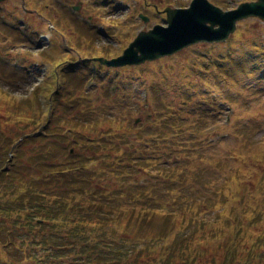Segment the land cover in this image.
<instances>
[{
    "label": "rangeland",
    "instance_id": "374dc122",
    "mask_svg": "<svg viewBox=\"0 0 264 264\" xmlns=\"http://www.w3.org/2000/svg\"><path fill=\"white\" fill-rule=\"evenodd\" d=\"M22 1L23 0H11L7 4V6H9L7 7L8 12H5L3 16H7V19L12 20V18H9L11 14L18 11H23ZM70 1L71 4L82 5L80 10L78 11L79 17H76L77 20L81 21L80 19H82L83 16L91 17V19L96 22L95 24L102 25V27H104V29L106 30V33L110 34V36H113L112 38L109 37V39H107V34L101 35L100 40L95 41L96 43H94L96 46V51L93 52L94 55L100 54L102 52L101 50L104 48L107 52H112V55L117 56L118 54H122L121 49L126 48L136 38L137 34L140 31L149 30L156 24H162V19L156 12V7L159 10L163 11V9L167 7L187 6L191 0H109L110 3H112L114 6V2L119 1L118 7H113L112 9L107 8V5L104 7L101 6L102 4H100L99 2L101 0ZM210 1L214 2L215 4H221L220 6L223 8H230L231 6L234 7L241 2L251 0H233V5H230L228 0ZM49 3L50 0H35L33 3L29 1L25 4L26 9L28 10L38 8L40 9V11H43L46 6L44 14H46L47 17H59L58 19L61 20L62 25H66L67 18H65L64 21V19H62V17H60V15L57 13V10L59 9L58 5L55 6L51 2L53 8L52 10H50V7L48 6ZM132 12H135L134 15ZM138 12L152 17V21H150L148 24H144L140 19H135V15ZM161 14L164 13L162 12ZM96 17H100L102 20H100L99 22ZM77 24L79 23L72 21V27ZM241 25L242 26H240L239 35L236 38L232 37L230 40L231 42H228L227 44H214L213 46L211 44H197L187 49V51L181 53L180 55L168 57L163 61L147 63L138 67L130 66L123 68L122 70H114V68L107 67L103 68V71L107 78L99 81L98 86L97 84L93 86L92 89L88 91L86 98L81 103V105L86 106L87 110H89L88 116L95 120L94 127L92 125H89L88 123H85L83 119L78 118L80 119L79 123L83 128L86 129L88 128V126L90 128H95L90 129L92 130V134L91 132H88V134H90L89 136H92L93 138L91 141H89V146L91 147V150H89V152H97L96 154L89 156L91 157L90 161L98 163L96 166L97 169H95L94 171L95 173H92L93 175L88 176L85 180L88 188V193H86V197L84 198L87 200V202L90 201L89 204H92L94 202L98 203L99 200L107 201L108 198H112L115 201V197H119L122 192H128V196L118 198L120 201L119 203H116L114 201L111 203V207L115 209V212L112 213L113 215H117L125 211H127L128 213L136 211V213H131L128 215H132L133 217H135H132L134 221H136L137 223L140 222V224H142L141 222H143V218H146L148 220V217H145L147 216L146 212L140 211L138 209L132 210L133 207H138L141 205V203L147 202L151 207L169 206V209L171 211H177L180 206L177 205L175 201H171L170 197H179L177 202L182 203L183 196H192L190 193L193 191H188L190 189L189 186L194 185L195 189H198L199 187L196 184L184 180V175H186L188 172H192L196 168L208 170L209 173L214 176L215 185L218 186V188L216 189L217 191L211 189L210 190L217 195L220 190L219 187L224 184V181H229L232 174V171L230 169L221 171L218 168L221 163L226 164L229 168H233L239 163L240 165L245 162L254 163L255 157L258 154L264 155V116L262 117V115H264V82L261 84L263 85V87L260 88L262 90H260L259 94L255 95L253 94V91L250 90V85L256 83L257 80H250L249 78H245L241 71L236 69L232 70L233 68H228L226 70L230 71L232 76H234L237 81V83L233 84L234 87H232L230 85L231 82H227L228 78L222 76L221 74V76L218 77L217 74L215 75L213 73L214 67H211V61L217 62L220 57L222 60H224V57H226L227 60L235 57L238 61V59L242 60L243 54H257V51H255L253 48H250L249 45L244 44L245 41L249 38L253 39V43L264 46V22H261L258 19H250L243 22ZM3 27L5 26L3 25ZM3 27L0 24V32L2 33L3 31V35L5 31H9L10 33L6 34L7 37L18 35L17 31L13 32L12 29L7 27L6 29H4ZM68 27H66L65 29L68 32H71L72 28ZM98 27L100 26L94 28V31H99L100 29H98ZM40 28L47 31L46 26L44 25H42V27ZM1 33L0 46L2 48H0V54H8L11 56L10 63L5 65V67L7 68L6 73L8 77H10V74L14 73L15 71H18L19 74H22L25 69H16L12 64V60L16 57V49L20 46L23 47L22 44L17 43L16 47L13 46V49L7 47V45L5 46L6 38L2 37ZM58 36L59 35L57 34L56 36L54 35L55 38H58ZM60 38H62L61 35ZM241 46H244V50L240 49ZM27 47L35 50V55L31 56V58L22 56L21 60L24 66H28L30 69H34L35 62L42 64L43 67L44 65L48 66V63L43 61L40 50L36 49V45L33 46L27 44ZM63 52L65 54H69L67 56L69 58L67 59H70L74 55L73 50L62 49L59 45L58 49H56L55 57L50 60L51 64L63 58L65 55L63 54ZM89 58L91 59L87 61H81L80 65H77L86 72L84 80H86L89 76L87 75L88 66L93 57L89 56ZM250 63L252 62L249 60V67L252 66ZM70 71H72V69ZM205 71L212 72L214 74V77H216L213 80L216 81L217 84L216 86L213 85L212 87H210V90L207 89V87L209 86L205 84L201 78L202 76L212 78L211 73H206ZM248 74H250V71H248ZM80 75L81 74H75L72 76V78L76 76L80 77ZM11 78L18 80L21 79L22 76H11ZM115 78L120 81L121 87L119 89L120 91H118L117 93H114L113 90L111 91V89H113L114 87L112 86V82ZM125 83H128L130 85L128 89L123 90L122 87H124ZM191 85H195L194 89L199 93H201L202 90V94L199 95V99L205 100L212 105L214 103H217L215 97L218 93L221 94L219 97V101H224L220 99H222L226 95L235 98L238 97L239 93H242V100H247V97L245 95H249L253 99L249 101L248 105L242 107V110L246 112L249 110L252 116L262 117L261 120H258L261 124L253 120L252 122L257 128L248 127L246 130H244L241 126L240 129L238 128L239 125L235 123L237 122L235 121L237 118L234 116V121H232L230 125L224 122L217 126V128L219 127V129L217 130L216 128L217 132L213 136V138L210 137V139H207L206 142H203L204 138L206 137L207 130L205 131V129H202L195 135V138L192 139L194 142H188L186 146V143H184V139L188 135V129L186 127H190L187 126L186 123L191 122L193 119L192 117L189 118L188 115L179 114L183 113V111L186 112V110H183V108L189 109V107H194V101L187 96L188 93L191 92ZM256 85L259 86L260 83H257ZM135 86L147 89L150 93V104L148 106H145L146 108H144V106H141L138 111L132 110V107L138 104V100H134L135 91L140 90V88L135 90ZM29 87L30 85L28 84L19 83L17 86V91H15V96L10 97L11 101L9 100L5 102L7 97H5L4 95H0L1 101L4 102V104L0 106V126L6 125L7 130H10L11 134H18L20 131V127L15 126L12 122H10V119H8L7 116V111L10 109V107H12L13 103H16V106L19 102L24 101V97L30 95L28 93ZM65 97V99H69L67 93ZM156 99L158 100L157 103H162L161 106L163 107L164 111L159 107H157V110L154 109L153 101ZM246 100H244L243 102H246ZM243 102L240 99L239 106L245 105ZM163 104H165V106ZM167 104H169L170 106ZM154 111H156L157 114L162 111L164 116L155 118L153 114ZM75 112L76 108L72 109L71 107L68 114L71 120L75 119L73 117V114ZM171 116H176V118H173L172 120L177 121H175V124L169 123L171 129L164 127L167 131L166 135H168V138L163 140L170 139L172 148L167 145V152H165L166 149L164 151H156L153 147L154 138L151 131L154 130L157 134H163V129L159 126L163 125V121L165 118L171 119ZM78 119H75L74 121ZM137 120L140 121V131L136 127H133L127 132L124 127H122V124L126 123L124 121L134 122ZM116 122L119 124V126L122 127L120 133L117 130H113L114 128L112 123L115 124ZM127 124L129 125V123ZM101 125H104L105 129H98ZM56 130H58V133L56 134L62 135L60 133L62 132L61 126ZM98 130L103 131L102 134L106 135L107 137L101 139L100 133L97 132ZM84 131L85 130L81 128V132L84 133ZM24 132L25 131H21L20 134L23 135ZM129 132L135 134L128 135ZM239 134L241 136L240 141H238V138L235 137V135ZM221 135L225 136H222L221 138ZM82 137L83 136L81 135V138ZM119 139L124 140L122 142L123 144L120 145V147H122L121 150L127 152L129 151L130 153H132V155H134V162L130 161L128 166L132 169H136V171H134L131 176V180L133 181V185L137 184L139 185V187L143 188L141 191L138 188H132L128 190L116 191L118 193L120 192L119 194H116V192H114L115 189H117L114 186L117 180H122L124 182L127 181L125 177L116 174L118 173L119 169H116L115 167L117 162H119V159H121L120 155L122 153L112 147L114 144H117ZM61 141L65 144L66 147L64 152L69 151V149H71L72 147L78 146V143L81 142L77 141L76 136L72 133H70L65 138L63 136L61 138ZM182 141L184 143L183 147H179V143ZM39 145L31 146L30 144H27L24 146V150L29 153L27 155L31 156V154H33V152L39 148ZM129 145L130 147H128ZM85 146H87L86 143ZM48 148L50 147L46 145V150H48ZM137 152H139L138 155H136ZM76 153L80 154V151L77 150ZM237 155H242L243 157H245V160L241 163V159L235 157ZM61 156L62 160L66 158L65 154H62ZM164 157L169 159L164 160ZM27 159H29V157H27ZM85 160H87L88 165L91 168L92 165L89 164V160L86 158ZM172 161L176 162L173 164ZM145 163H149V165H151V168L144 167L146 165ZM210 165H212V167H210ZM60 166L61 165H58V167ZM138 170L141 171V174H139ZM256 170H258V173L254 178L255 191L256 193L260 191L264 193V190L260 189L261 184L264 183V171H261L262 169L260 168ZM175 175H178L179 178H175ZM188 177L189 175H186V180ZM216 179H218V181H216ZM55 185L58 186V184L56 183ZM10 188L12 190V186L10 185L8 186L2 184L0 186V189L5 191ZM107 191H110L111 194H107ZM141 192H143L145 196L140 195ZM202 193H204V191H202ZM221 195L222 199L226 197L223 194ZM204 200L206 203H208V205L215 207L213 206V203L216 201V196L212 198L213 202H208L206 199ZM119 206L124 207L121 209L118 208ZM228 206H230V208L226 207L225 211L230 212L226 214L235 216L236 213L234 209V202L232 201ZM220 208L221 207L214 208V210L212 208V210L215 213ZM223 208H221V210ZM250 210L252 211V213L250 214V219L252 220V215H257V212L262 209L260 208V206H255L253 204L252 206H250ZM159 213L162 212L159 211ZM262 214H264V210L263 212H260V215ZM203 217L207 216L203 215ZM206 221H208V218ZM206 221L205 219L203 220V226H205V229L208 230ZM147 223L148 222H144L143 224ZM158 224H160V222H158ZM224 226L226 229L224 228ZM221 227L225 230H230V227L225 224H222ZM262 228H264V224H262ZM198 229V232L201 233L202 230L200 228ZM216 230H219V228H217ZM212 248L216 249V247H214V244L212 245ZM201 255L202 253L196 255V257L199 256V261H201V263L203 264L205 262L211 264L214 261H211L208 259V257Z\"/></svg>",
    "mask_w": 264,
    "mask_h": 264
},
{
    "label": "trees",
    "instance_id": "16d2710c",
    "mask_svg": "<svg viewBox=\"0 0 264 264\" xmlns=\"http://www.w3.org/2000/svg\"><path fill=\"white\" fill-rule=\"evenodd\" d=\"M74 84L73 80L65 79L56 89L50 87L42 91L47 96L48 115L45 120L48 121L49 117L50 121L41 133H37L42 112L36 98H25L16 106V103H13L7 111L10 122L20 127L19 132L25 131L23 133L25 139L13 150V158L6 162L8 169H4L0 175V186L2 184L12 186V190L10 188L6 192L0 191V213L6 218V214L11 212L9 216L14 220V225L22 221L23 227L21 225L19 227L24 236L20 235L17 229L13 230L12 235V244L19 248L20 252L26 250L33 254L31 247L36 246L38 239L41 244L46 245L47 237L56 235L61 245L57 251H54L53 258L55 259L57 254L60 255L59 259L62 263L58 262V264H73L72 262H77L75 264H203L199 261L200 257H196L201 253V256L213 260L217 256L219 260L215 262L216 264H262L263 254L259 252L264 248L262 232L258 233L260 236L256 235L252 239V243H245L250 234L248 230L237 232L234 238L227 232L215 233L211 227L205 232L202 229L197 235L196 232L186 235L185 231L179 234L180 224L174 222L171 225L168 217L159 211H154L157 209L148 211L150 213L144 215L148 220L143 218L140 224L133 220L135 217L128 215L135 212L125 211L111 219V213L106 212H111L109 198L107 201L99 200L96 204H89L90 201L87 202L84 198L88 193L85 180L95 173L96 168L85 169L87 161L85 158L90 156L88 153L90 146L88 144L85 146V138L89 136L87 132L90 133L92 130L83 128L79 123L80 119L71 120L69 113L60 109L62 107L60 93H64L63 90L69 91V87ZM5 93L9 95L8 93L12 94V91L8 93L0 91V94L7 97L5 101L7 102L11 98ZM75 93L73 91L72 96H68L74 97ZM60 126L63 133L64 130L71 129L77 141H82V144L79 143V146L75 147L80 154H68L62 160V154H58L57 151H44L46 145H56L53 133H58L56 129ZM81 128L85 130L84 133L81 132ZM44 141L45 146L40 145L31 156L27 155L29 153L24 150L25 145L37 146ZM24 204H27L26 208H23ZM38 219L46 221L47 224L40 225ZM144 222L149 224H143ZM257 224H264V219L257 217L249 222L251 228L259 229L260 225ZM184 225L181 226L182 230H186ZM260 230L261 228L258 231ZM24 237L30 244L24 243ZM66 240L68 242L64 243ZM213 244L214 247L217 246V250L212 248ZM245 251L248 252L247 255L243 253ZM221 252L225 254L220 260L218 254ZM14 253L16 258L20 259L18 251ZM49 262L52 263L47 256L45 263L49 264Z\"/></svg>",
    "mask_w": 264,
    "mask_h": 264
},
{
    "label": "water",
    "instance_id": "95a60500",
    "mask_svg": "<svg viewBox=\"0 0 264 264\" xmlns=\"http://www.w3.org/2000/svg\"><path fill=\"white\" fill-rule=\"evenodd\" d=\"M259 16L264 19V0L257 3L244 4L237 11L230 15H220L217 9H214L207 0H195L191 9L184 11H173L169 13V22L171 24L170 32L162 33L157 29L156 33L143 34L135 43V49H130L129 54L136 55L137 51L142 55L131 63H141L146 59H156L169 52H174L187 43L195 39L219 40L220 36L228 35L233 31L235 20L248 17ZM211 21L213 24L220 23L222 29L216 32V37L210 35L214 33L208 30L206 23ZM156 30V31H157Z\"/></svg>",
    "mask_w": 264,
    "mask_h": 264
}]
</instances>
